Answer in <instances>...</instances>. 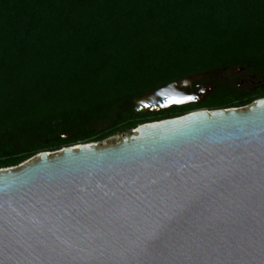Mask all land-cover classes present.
<instances>
[{
    "label": "water",
    "instance_id": "water-1",
    "mask_svg": "<svg viewBox=\"0 0 264 264\" xmlns=\"http://www.w3.org/2000/svg\"><path fill=\"white\" fill-rule=\"evenodd\" d=\"M202 76L142 96L135 111L201 103L187 90ZM35 159L0 170V264H264V98Z\"/></svg>",
    "mask_w": 264,
    "mask_h": 264
},
{
    "label": "trees",
    "instance_id": "trees-1",
    "mask_svg": "<svg viewBox=\"0 0 264 264\" xmlns=\"http://www.w3.org/2000/svg\"><path fill=\"white\" fill-rule=\"evenodd\" d=\"M249 68L198 104L137 113L174 81ZM264 98V0H0V170L198 110Z\"/></svg>",
    "mask_w": 264,
    "mask_h": 264
},
{
    "label": "flooded vegetation",
    "instance_id": "flooded-vegetation-1",
    "mask_svg": "<svg viewBox=\"0 0 264 264\" xmlns=\"http://www.w3.org/2000/svg\"><path fill=\"white\" fill-rule=\"evenodd\" d=\"M242 70V72L237 74L235 73V69L233 67H228L212 73H203L202 79L200 81L194 82L193 86L188 88L187 92L189 94H200L201 97L204 98V101L211 93L214 92L217 87V83L235 85L237 81L245 82L248 77H251L249 74H247L246 68H242ZM215 74L216 76H214ZM237 87L240 89L239 84H237Z\"/></svg>",
    "mask_w": 264,
    "mask_h": 264
},
{
    "label": "rangeland",
    "instance_id": "rangeland-1",
    "mask_svg": "<svg viewBox=\"0 0 264 264\" xmlns=\"http://www.w3.org/2000/svg\"><path fill=\"white\" fill-rule=\"evenodd\" d=\"M233 68L235 69V73H237V74L243 71L242 68H237V67H233ZM245 68H246L247 74H249L251 77H248L245 82L244 81H237V83L235 84V85L239 84L240 85V89H243V90L250 89L251 87L253 88L256 85H259V83H260L255 77H253L254 75L250 74L249 68H247V67H245ZM195 75H197V74H195ZM182 79H184V78H182ZM248 107H244V108H248ZM240 109H243V108H240ZM130 135H131V132H126V133H123V134H117V135H115V136H113V137H111L109 139H106V140H103V141H100V142H97V143H93V144H95V146H97V148H107V147H111V146H116V145L120 144L124 138L130 137ZM81 144H85V143H79V144H77V146L81 145ZM75 149H77V148H75ZM62 151L63 150H60V151H57V152H52L51 153V158H54L55 156L60 154ZM36 157L30 159L29 161H27L25 163L35 162L36 161V159H35ZM22 165L14 168V169H18Z\"/></svg>",
    "mask_w": 264,
    "mask_h": 264
},
{
    "label": "snow or ice",
    "instance_id": "snow-or-ice-1",
    "mask_svg": "<svg viewBox=\"0 0 264 264\" xmlns=\"http://www.w3.org/2000/svg\"><path fill=\"white\" fill-rule=\"evenodd\" d=\"M190 99V98H189ZM170 103H179L180 101L175 100V98H171ZM147 107V105H145ZM158 239V235L156 233L150 234L148 237L145 238L144 240V245L145 247L151 249L155 247V241Z\"/></svg>",
    "mask_w": 264,
    "mask_h": 264
},
{
    "label": "bare ground",
    "instance_id": "bare-ground-1",
    "mask_svg": "<svg viewBox=\"0 0 264 264\" xmlns=\"http://www.w3.org/2000/svg\"><path fill=\"white\" fill-rule=\"evenodd\" d=\"M77 149H78V147H77ZM77 149H75V150H77ZM61 154V153H60Z\"/></svg>",
    "mask_w": 264,
    "mask_h": 264
}]
</instances>
